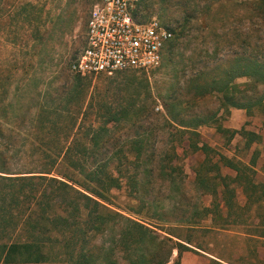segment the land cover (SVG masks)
Masks as SVG:
<instances>
[{"label": "rangeland", "instance_id": "374dc122", "mask_svg": "<svg viewBox=\"0 0 264 264\" xmlns=\"http://www.w3.org/2000/svg\"><path fill=\"white\" fill-rule=\"evenodd\" d=\"M94 1L0 0V76L12 67H18L23 76L26 72L34 74V80L23 83L18 90L12 85L7 97L12 106L8 109L3 133L8 139L0 137V142L16 149L18 155L13 164L17 166H28L34 160L29 151V134L35 130L31 113L42 108L46 112L43 115L51 120L39 125L42 137L48 132H60L67 124L66 105H69L74 84L70 65L85 46L87 22ZM260 2L142 0L141 21L156 17L176 34L177 44L167 48L161 66L149 72L124 71L112 76L81 77L90 95H101L111 102L118 100L123 106L129 101L118 96L124 82L136 80L129 86V92H134L137 83L142 84L141 98L135 99V104L128 108V115H123L114 128L110 126L111 132L103 135L109 136L104 141L105 150L96 156V161L108 162L123 170L121 187L107 194L109 208L140 222L160 224L165 231L160 232L163 236L171 233L189 241L193 247H202L207 254L234 264H262L259 260L262 244L259 248L258 240L233 233L235 230L244 233L245 227L208 230L211 222L207 220L204 227L194 230L185 227L182 221L190 218L194 210L201 212L204 205L212 201L210 195H204L202 180L213 186L218 182L219 171L222 174L231 172L219 164L218 158L235 157L249 162L257 155V169L260 168L264 162L263 118L260 114L248 117L245 111L236 109L231 112H242V116L225 115L223 111L217 114L219 95L196 98L188 81L204 67H219V72L221 68L227 70L234 56L245 51L241 44L244 39L251 43L250 51L263 52L264 20L263 11L258 10ZM59 24H66V27L59 30ZM217 47L221 51L215 55ZM247 81L243 78L238 83ZM258 92H263V88L259 87ZM161 98L182 103L177 108L182 115L210 117L216 113L218 116L213 120L225 129L236 128L234 126L242 122L238 129L245 127L258 133L260 143L248 150L241 137L232 140L230 133L217 131L213 124L199 127L197 136H182L165 122L166 111ZM18 113L21 115L17 116ZM49 139L46 137L43 142ZM50 140L60 146L66 143L64 135L58 141ZM194 142L207 145L208 149L195 152L191 147ZM138 147L141 154L136 150ZM132 178L136 182L134 187L128 184ZM160 220L169 222L164 224ZM108 235L98 238L97 243L110 241ZM176 239H173L175 243L183 244ZM190 253V257L187 252L183 254L188 259L185 264H207L208 257L203 252ZM177 255L175 251L173 260ZM114 264H129L128 257L118 253Z\"/></svg>", "mask_w": 264, "mask_h": 264}, {"label": "trees", "instance_id": "16d2710c", "mask_svg": "<svg viewBox=\"0 0 264 264\" xmlns=\"http://www.w3.org/2000/svg\"><path fill=\"white\" fill-rule=\"evenodd\" d=\"M141 3L142 0L135 11L139 21ZM258 10L263 11L264 20V0L259 3ZM57 26L60 30L66 24ZM172 32L174 37L165 51L177 44L175 31ZM241 44L245 51L234 56L227 70L221 68L219 72V67H204L196 77L189 79L188 87L196 98L218 94L217 114L223 111V114L230 115L233 109L246 111L248 117L260 114L264 128V49L261 53L250 51L251 43L247 39L242 40ZM219 51L217 47L215 55ZM18 69L12 67L9 71L4 70L0 76V137L3 139H8L3 133V126L8 122L7 112L12 106L7 102L11 86L15 85L18 90L23 83L34 80L33 73L26 72L24 77ZM81 77L74 74V84L67 102L69 105H66L67 124L60 128V132H48L42 137L38 131L39 125L51 120L48 115H43L46 112L42 108L31 113L35 130L29 134V151L34 160L28 166L13 164L18 152L9 143L0 142V264H114L118 253L127 256L129 264H181L183 251L190 248L175 243L171 237L175 236L171 233L163 236L160 233L165 232L161 228L163 226L140 222L109 208L107 194L121 187L123 170L117 165L96 161V156L105 150L104 141L109 137L103 135L110 133V126L114 128L123 115H128V108L135 104V99L141 98V82L136 84L134 92H129V86L136 80L124 82L125 88L119 91L118 96L129 101L123 106L118 100L111 102L107 97L90 95ZM243 78L248 81L239 84L238 80ZM259 87L263 88V92H258ZM161 99L166 111L165 122L175 127L182 136H197L199 127L213 124L217 131L230 133L232 137L239 133L247 146L260 140L259 134L244 128L239 132L223 128L213 120L216 113L210 117L182 115L177 112L182 103ZM18 108L21 110V106L18 105ZM57 117L61 119L62 115ZM62 135L66 139L62 146L50 140L58 141ZM46 137L50 139L43 142ZM191 147L195 152L208 149L207 145L201 146L197 142ZM136 150L142 153L141 148ZM222 158L240 173L242 165H234ZM243 168L241 172L249 173L246 182L256 187L250 178L252 170ZM202 181L205 184L202 189L206 192L209 187L213 191L217 187L208 185L204 179ZM128 184L134 187L136 182L132 178ZM223 185L228 194L223 191L222 199L230 210L235 207V196L232 192L230 194L228 183L223 182ZM215 197L218 199L217 195ZM220 207L217 203L216 210ZM212 211V208H203L201 212L194 210L182 224L193 227ZM160 221L164 224L169 222ZM106 235L111 237L110 241L97 243L98 238ZM175 251H178V257L173 260ZM211 264L223 263L212 260Z\"/></svg>", "mask_w": 264, "mask_h": 264}, {"label": "built area", "instance_id": "2783aa9c", "mask_svg": "<svg viewBox=\"0 0 264 264\" xmlns=\"http://www.w3.org/2000/svg\"><path fill=\"white\" fill-rule=\"evenodd\" d=\"M139 2L94 1L85 46L70 65L73 74L112 76L124 71L149 72L161 66L174 33L156 17L139 21L135 17Z\"/></svg>", "mask_w": 264, "mask_h": 264}, {"label": "crops", "instance_id": "0c3cea01", "mask_svg": "<svg viewBox=\"0 0 264 264\" xmlns=\"http://www.w3.org/2000/svg\"><path fill=\"white\" fill-rule=\"evenodd\" d=\"M236 111H242L240 109H236ZM241 113H235L234 111L232 112L234 116L239 117L242 116ZM246 112V111H245ZM247 115V114H246ZM239 123L238 126H241ZM238 126H234L236 128H228L231 129L232 131L239 132L240 130L238 129ZM246 129L245 127H242V129ZM247 130V129H246ZM254 132V131H253ZM258 134V133H257ZM237 137H241L239 133H237L234 137L236 139ZM243 139V137H241ZM245 141V146L247 147L248 150H251V148L257 144L260 143L259 141L254 142L252 145L247 146L246 140ZM231 142V141H230ZM202 145V144H200ZM226 159L230 160L232 164L240 166L242 165L241 170L243 171V167H248L249 169L252 170V173H250V178L252 179L253 184L256 186L254 187L251 183L246 182V178H248V174H244L243 172L240 173L237 169L233 168L229 163L224 161V158H218L219 164H222L223 167L228 168L231 170V172H227V174H222L220 171L217 174L218 175V182L217 184H214L216 189L213 191L209 187V191L206 192L204 189V195H210L212 197V201L208 205H204V208H212L213 211L212 213L206 218V220H201L199 223L193 227H188L185 226L189 229H201L203 226V223L207 220L211 222V227L208 228V230H213V229H228L231 227H245L246 231L244 233H239L237 230H235L236 235L241 234L246 237H250L251 239H256L259 241V248L260 244L261 245V252L259 251V260L262 264H264V221H263V203H264V162L261 164L260 168L257 169V155H255L249 162H244V160H238L235 157H227L225 156ZM232 175H230V174ZM198 176H196L197 179ZM223 182H226L229 184V190L230 194L231 192L234 194L235 198V207L232 209H228V207L225 204V201L222 199V192L226 191L223 185ZM259 189L258 192L253 193ZM216 192V194H215ZM228 194V191H226ZM215 195L218 196V199H216ZM220 204V208L217 211L216 210V204ZM225 219V220H223ZM173 239L176 240H182L181 237H173ZM189 242V241H188ZM182 243L185 246H188L190 249L185 250L182 253L181 256V264H185L186 260H188L186 257H183V254L187 252L188 257H190V252L195 253V251H201L203 252L204 255L208 257L207 264H211L212 260H216L218 262H221L223 264H234L231 261H226L223 258H219L214 255L207 254V252L200 246L193 245L190 243H186V241H182ZM175 253V252H174ZM178 253V251H177ZM178 257V255H177Z\"/></svg>", "mask_w": 264, "mask_h": 264}]
</instances>
